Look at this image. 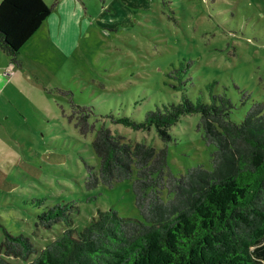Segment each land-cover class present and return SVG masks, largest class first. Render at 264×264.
Returning a JSON list of instances; mask_svg holds the SVG:
<instances>
[{
	"label": "rangeland",
	"instance_id": "rangeland-1",
	"mask_svg": "<svg viewBox=\"0 0 264 264\" xmlns=\"http://www.w3.org/2000/svg\"><path fill=\"white\" fill-rule=\"evenodd\" d=\"M55 1L14 59L0 47V253L14 263L34 260L99 209L143 219L132 179L85 186L86 164L99 168L92 141L101 125L121 141L145 142L154 155L167 144L177 175L197 164L212 168L214 146L197 128L199 113L181 116L167 142L154 126L135 130L103 116L141 120L157 103L179 101L168 74L174 65L191 61L186 93L194 99H208L206 85L216 81L237 122L253 102L264 103V0H45ZM72 102L93 104L94 130H78ZM57 203L73 206L68 221L44 226L38 214ZM5 229L28 236L34 252L6 255Z\"/></svg>",
	"mask_w": 264,
	"mask_h": 264
},
{
	"label": "trees",
	"instance_id": "trees-1",
	"mask_svg": "<svg viewBox=\"0 0 264 264\" xmlns=\"http://www.w3.org/2000/svg\"><path fill=\"white\" fill-rule=\"evenodd\" d=\"M56 5L1 0L2 50L14 59ZM190 66L191 61L174 65L168 73L181 91L179 101L157 103L141 120L112 111L103 116L135 130L154 126L167 142L169 128L181 116L199 113L197 128L206 144L214 146L212 168L197 164L177 175L168 166L167 144L154 155L145 142L121 141L101 125L92 141L99 168L86 164L85 186L132 179L143 219L99 209L81 230L66 228L34 260L14 263L0 253V264H264V103L253 102L237 122L230 117L231 98L215 90L216 81L206 85L208 99L186 93ZM72 105L78 130H94L93 104ZM72 207L57 203L38 217L50 227L57 220L68 221ZM4 234L1 248L6 255L26 259L34 252L25 234L6 229Z\"/></svg>",
	"mask_w": 264,
	"mask_h": 264
}]
</instances>
